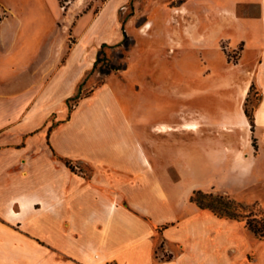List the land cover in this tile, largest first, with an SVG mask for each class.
<instances>
[{
	"label": "crops",
	"instance_id": "0c3cea01",
	"mask_svg": "<svg viewBox=\"0 0 264 264\" xmlns=\"http://www.w3.org/2000/svg\"><path fill=\"white\" fill-rule=\"evenodd\" d=\"M45 2L0 0L9 13L0 25V264H264V241L251 243L238 221L190 201L198 184L178 193L204 158L146 147L112 93L95 104L107 85L51 136L52 146H13L29 124L43 122L44 109L75 92L74 80L60 86L57 22ZM228 11L264 31V0H232ZM104 17L119 25L117 14ZM28 107L38 111L26 114ZM73 124L81 131L74 139ZM55 153L89 164L91 174L72 171Z\"/></svg>",
	"mask_w": 264,
	"mask_h": 264
},
{
	"label": "rangeland",
	"instance_id": "374dc122",
	"mask_svg": "<svg viewBox=\"0 0 264 264\" xmlns=\"http://www.w3.org/2000/svg\"><path fill=\"white\" fill-rule=\"evenodd\" d=\"M231 1L46 0L47 12L57 22L52 48L58 69L65 68L60 86L74 80L75 92L44 109L43 122L29 124L24 138L13 146L39 149L47 147V141L52 146L51 136L86 98L107 85L95 104L112 93L146 147L180 148L204 158L198 171L187 173L178 193L198 184L195 191L225 198L238 215L235 225L249 233L251 243L263 242L247 223L264 226V31L256 20H235L228 11ZM0 12L1 25L9 13L2 4ZM110 14H117V27L104 17ZM149 21L150 29L145 28ZM123 30L129 46L121 43ZM50 46L42 45V52ZM98 56L99 66L120 69L108 75L92 72ZM47 79L49 75L43 76ZM37 109L28 107L26 114ZM81 122L78 118L76 124ZM161 122L176 131L158 132ZM76 124L67 130L72 137L81 133ZM187 124L198 129H186ZM55 156L68 161L72 171L91 174L89 164ZM171 176L178 178L175 170ZM156 242L161 243L158 234Z\"/></svg>",
	"mask_w": 264,
	"mask_h": 264
},
{
	"label": "trees",
	"instance_id": "16d2710c",
	"mask_svg": "<svg viewBox=\"0 0 264 264\" xmlns=\"http://www.w3.org/2000/svg\"><path fill=\"white\" fill-rule=\"evenodd\" d=\"M124 39L121 42L123 45L129 46V37L126 32L123 30ZM106 46V43L102 44V48ZM99 51V55L103 54V49ZM102 60L101 56H98L95 60L92 68V72L98 70L101 74L108 75L113 70H119V67L113 66H99L100 61ZM67 166H69V162L66 161ZM190 201L195 202L199 208L209 209L219 217H225L229 219H238V215H236L233 206L231 203L225 200V198L221 196H213L212 194H204L201 191H194L190 196ZM248 228L256 235L261 238H264V226L262 228L251 227L250 223H247Z\"/></svg>",
	"mask_w": 264,
	"mask_h": 264
},
{
	"label": "bare ground",
	"instance_id": "6f19581e",
	"mask_svg": "<svg viewBox=\"0 0 264 264\" xmlns=\"http://www.w3.org/2000/svg\"><path fill=\"white\" fill-rule=\"evenodd\" d=\"M145 28H148V29H150L151 28V24L150 23H147L146 25H145ZM246 90H244V92H245ZM260 111V110H259ZM259 117V116H258ZM261 122V121H260ZM185 128L186 129H189V130H197L198 129V125H196V124H187L186 126H185ZM184 129V128H183ZM160 132H162V133H166V132H170V131H176V129L175 128H172V127H170V126H166V125H163V126H161L160 127V130H159Z\"/></svg>",
	"mask_w": 264,
	"mask_h": 264
},
{
	"label": "built area",
	"instance_id": "2783aa9c",
	"mask_svg": "<svg viewBox=\"0 0 264 264\" xmlns=\"http://www.w3.org/2000/svg\"><path fill=\"white\" fill-rule=\"evenodd\" d=\"M1 13V12H0Z\"/></svg>",
	"mask_w": 264,
	"mask_h": 264
}]
</instances>
